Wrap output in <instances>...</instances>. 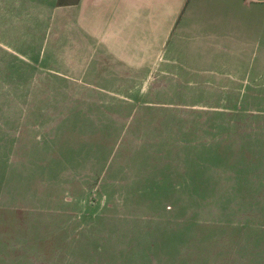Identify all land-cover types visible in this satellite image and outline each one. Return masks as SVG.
Instances as JSON below:
<instances>
[{"label":"rangeland","instance_id":"obj_1","mask_svg":"<svg viewBox=\"0 0 264 264\" xmlns=\"http://www.w3.org/2000/svg\"><path fill=\"white\" fill-rule=\"evenodd\" d=\"M231 8L238 65L259 87L239 97L159 77L148 107L73 106L47 25L0 30L29 57L0 48V264H264V2ZM87 166L98 180L73 193L64 169ZM102 178L119 179L120 201Z\"/></svg>","mask_w":264,"mask_h":264},{"label":"crops","instance_id":"obj_2","mask_svg":"<svg viewBox=\"0 0 264 264\" xmlns=\"http://www.w3.org/2000/svg\"><path fill=\"white\" fill-rule=\"evenodd\" d=\"M241 1L246 9L253 2H264ZM224 2L229 8L225 14L208 15L207 8L194 0H0V30L47 25L43 44L51 36L56 43L52 50L65 60L67 76H61L70 82L68 101L73 106L75 102L82 107L112 106L108 103L113 101L129 107L151 106L143 97L158 90L159 77L165 78L160 84L174 85L173 90L229 91L240 97L258 88L260 81L250 79L248 69L238 65L243 49L237 41L238 23L232 0ZM31 38L29 34L26 39ZM3 42L0 39L1 49L29 58ZM55 100L58 120L67 119V110ZM211 106L216 111L219 104ZM184 165L176 172H185ZM64 172L76 179L71 190H88L98 180L89 179L90 166ZM172 172L174 176V168ZM102 179L103 194L120 201L115 200L120 195L119 179Z\"/></svg>","mask_w":264,"mask_h":264},{"label":"water","instance_id":"obj_3","mask_svg":"<svg viewBox=\"0 0 264 264\" xmlns=\"http://www.w3.org/2000/svg\"><path fill=\"white\" fill-rule=\"evenodd\" d=\"M258 1H263V0H258Z\"/></svg>","mask_w":264,"mask_h":264}]
</instances>
